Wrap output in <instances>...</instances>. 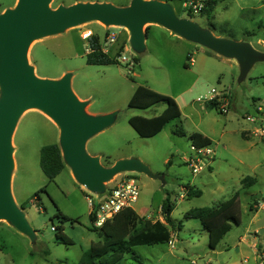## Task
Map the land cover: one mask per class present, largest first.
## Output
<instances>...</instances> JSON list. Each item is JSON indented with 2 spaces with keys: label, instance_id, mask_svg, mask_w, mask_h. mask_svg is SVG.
<instances>
[{
  "label": "rangeland",
  "instance_id": "1",
  "mask_svg": "<svg viewBox=\"0 0 264 264\" xmlns=\"http://www.w3.org/2000/svg\"><path fill=\"white\" fill-rule=\"evenodd\" d=\"M16 1L0 0V14L14 9ZM132 1L53 0L51 8L78 3H108L123 8ZM186 1L168 3L178 19L193 21L202 33L251 45L261 58L243 70L237 59L178 39L157 24L144 27L149 35L146 47L139 52L131 46L127 29L91 22L33 42L29 64L41 79L59 80L71 75L74 93L89 104L87 114L115 115L108 128L89 140L88 155L98 157L106 168L130 158L148 167L149 174L121 173L105 185L110 190L128 178L134 179L141 194L133 210L144 222L163 223L171 231L173 247L162 240L161 233L152 232L157 242L135 245L121 264H262L258 255L262 237L257 225L264 219V0H215L211 19L189 14L184 7ZM90 33L100 39L109 57L114 58L123 45L122 57L137 59L138 64L129 66L119 58L117 65H89ZM109 35L116 36L115 43L109 42ZM138 86L174 99L181 110V117L153 138H141L129 120L158 116L166 105L161 103L149 110L129 108ZM213 90L215 97L227 96V114L207 107L206 99ZM195 135L197 140L193 139ZM12 144V194L34 234L24 235L1 220L0 264H78L84 252L102 242L92 231L88 198L96 203L103 194L83 188L67 165L49 182L41 169V151L46 146L60 145V131L41 111L31 109L23 114ZM194 145L213 152L196 175L185 162L194 155ZM247 178L256 183L243 189L242 182ZM45 187L47 191L37 197ZM187 187L202 195L188 197ZM237 193L239 224H232L213 251L200 221L186 219L185 215L216 207ZM167 202L174 206L170 226L162 213ZM60 213L70 221H64ZM60 231L72 245L58 240ZM133 253L137 259L132 258Z\"/></svg>",
  "mask_w": 264,
  "mask_h": 264
},
{
  "label": "water",
  "instance_id": "2",
  "mask_svg": "<svg viewBox=\"0 0 264 264\" xmlns=\"http://www.w3.org/2000/svg\"><path fill=\"white\" fill-rule=\"evenodd\" d=\"M52 1L18 0L14 9L0 14V221H7L29 237L34 231L12 194L15 168L12 138L20 118L28 110L42 111L57 124L63 160L74 179L85 189L101 195L107 191L105 184L118 174H149L148 167L138 160L119 161L106 168L98 157L88 155L89 140L108 128L115 115L87 114L89 104L74 93L71 75L59 80L37 77L28 60L33 42L87 23L100 22L108 27L127 29L131 46L141 52L147 40L144 27L157 24L219 56L237 59L243 70L250 69L261 58L251 45L202 33L193 21L178 19L165 2L133 0L123 8L108 3H78L52 9ZM257 227L259 235L264 237V219Z\"/></svg>",
  "mask_w": 264,
  "mask_h": 264
},
{
  "label": "trees",
  "instance_id": "3",
  "mask_svg": "<svg viewBox=\"0 0 264 264\" xmlns=\"http://www.w3.org/2000/svg\"><path fill=\"white\" fill-rule=\"evenodd\" d=\"M174 1L176 0H165L167 3ZM216 6L217 1H207L201 13L202 16L211 19ZM189 14L191 13L189 12ZM89 47L90 52L87 54V63L95 66L119 64V58L122 57L125 49L122 45L116 56L111 58L108 53L104 52L100 39L97 36L89 38ZM134 61L136 64L139 62L137 59H134ZM161 103L165 104L166 108L160 115L152 118L134 117L129 120V124L141 138H153L160 134L168 123L181 117V110L174 99L161 95L145 86L137 87L129 102V108L149 110ZM207 107L219 110L220 104L215 100L209 102ZM220 112L222 113L221 109ZM193 139L197 140V136L195 135ZM196 147L200 148L199 146ZM170 164L171 162L168 163V165ZM40 165L49 182L54 181L66 168L60 146L55 144L44 147L41 151ZM255 183V179L247 178L242 182L243 189H247ZM186 190L188 197H200L202 195L201 191L194 190L191 187H187ZM46 191L45 187L36 196L39 197L40 193ZM238 204L239 193L232 199L216 207L192 210L185 215V218L200 221L204 230L208 233L209 248L215 251L224 237L231 231L232 224H239V216L237 214ZM253 208L254 206L251 207L252 210ZM173 211L174 206L170 202H167L162 207L163 218L167 226L173 224ZM59 215L62 216L64 221H70V219L61 215V213ZM90 219L93 222L92 216H90ZM72 222L74 223V221ZM92 231L99 234L102 242L94 244L89 250L84 252L78 264H121L126 255L133 252L135 245L141 243L153 245L157 242V239L152 236V232L161 233L160 235H163L162 240L165 242L169 243L171 241V231L163 223L153 225L151 221L144 222L133 208L123 210L102 228L97 229L93 227ZM57 238L65 245H72V242L64 236L62 231L57 233ZM46 255H48V252H46ZM132 255V258L137 259L134 253ZM258 255L261 258V263L264 264V237H262V243L258 246Z\"/></svg>",
  "mask_w": 264,
  "mask_h": 264
},
{
  "label": "built area",
  "instance_id": "4",
  "mask_svg": "<svg viewBox=\"0 0 264 264\" xmlns=\"http://www.w3.org/2000/svg\"><path fill=\"white\" fill-rule=\"evenodd\" d=\"M207 1L210 0H187L184 4V7L192 14L198 15L201 14ZM92 33H90L87 38H90ZM109 42L111 44L115 43L116 36L109 35ZM90 50L88 51V53ZM105 52V51H104ZM107 53V52H106ZM121 62L133 66L135 61H130L126 57L120 58ZM216 91L213 90L211 96L206 99V102H213L217 100L221 103L220 109L223 114L228 113L229 104L227 101V96L224 94L221 97H215ZM198 102H202V99H199ZM264 133V131L262 132ZM194 155L192 154L189 159H185L186 164L192 170L193 175L199 174L204 166L205 158H208L213 155L211 150H203L195 146L192 147ZM140 188L137 182L128 178L121 183H118L116 186L107 189L106 193L100 198L97 197V202L94 203L91 199L88 198L89 206L91 208L90 216L93 217V227L100 229L108 221L113 220L120 212L125 209L132 208L135 203L138 202L140 198ZM55 230V229H53ZM170 246L173 247V241H170Z\"/></svg>",
  "mask_w": 264,
  "mask_h": 264
},
{
  "label": "crops",
  "instance_id": "5",
  "mask_svg": "<svg viewBox=\"0 0 264 264\" xmlns=\"http://www.w3.org/2000/svg\"><path fill=\"white\" fill-rule=\"evenodd\" d=\"M18 1V0H17ZM16 1V2H17ZM162 2H164V1H162ZM165 3H167V2H165ZM149 35V34H148ZM148 35H147V38H148ZM172 35V34H171ZM172 36H174V37H176V38H178V39H182L181 37H179L178 35H172ZM182 40H184V39H182ZM188 42V41H187ZM218 55V54H217ZM64 77V76H63ZM62 77V78H63ZM81 100V99H80ZM82 101V100H81ZM84 102H87V101H84ZM89 106V105H88ZM155 117V116H154ZM51 122H53V121H51ZM54 123V122H53ZM55 124V123H54ZM56 125V124H55ZM58 127V126H57ZM59 128V127H58ZM59 131H60V129H59ZM127 160H132L131 158L130 159H127ZM120 161H124V160H120ZM170 163V162H169ZM115 164V163H114ZM84 188V187H83Z\"/></svg>",
  "mask_w": 264,
  "mask_h": 264
},
{
  "label": "bare ground",
  "instance_id": "6",
  "mask_svg": "<svg viewBox=\"0 0 264 264\" xmlns=\"http://www.w3.org/2000/svg\"><path fill=\"white\" fill-rule=\"evenodd\" d=\"M42 112V111H41ZM43 113V112H42ZM44 114V116L46 117V118H48L49 120H51V121H53L48 115H46L45 113H43ZM54 122V121H53ZM55 123V122H54ZM56 124V123H55ZM56 126H57V124H56Z\"/></svg>",
  "mask_w": 264,
  "mask_h": 264
}]
</instances>
